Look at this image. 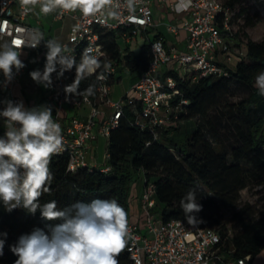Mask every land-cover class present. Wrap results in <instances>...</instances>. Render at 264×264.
Returning <instances> with one entry per match:
<instances>
[{"label": "trees", "instance_id": "trees-1", "mask_svg": "<svg viewBox=\"0 0 264 264\" xmlns=\"http://www.w3.org/2000/svg\"><path fill=\"white\" fill-rule=\"evenodd\" d=\"M242 0H227L223 4L235 13L230 20L232 26L241 19V27L254 25L258 13L249 15L248 9L238 7ZM264 4V0H258ZM238 24V23H237ZM222 27V26H220ZM237 33L232 35L235 38ZM104 47L103 61L121 66L123 71L139 76L152 60L149 43L143 44L138 54L123 50L113 34L101 36ZM39 47L36 51L40 52ZM82 55L81 48L76 50V62ZM102 71V69H101ZM264 71V39L247 40L245 54L239 58L227 76L200 78L190 83L186 78L178 81L179 96L173 101L186 100L176 112L177 121L196 118L199 124L181 130L171 122L159 130V137L153 139L151 131L134 124L135 113L130 106L123 108V115L118 125L109 131L107 137L108 173L98 169L79 170L74 173L67 170L68 158L65 155H53L50 171L53 180L50 192L40 197V203L57 201L63 208L76 201L90 203L95 199L114 198L125 209L129 217L131 182L137 174L142 181H151L155 187V198L162 222L181 220L191 222L180 206L181 199L190 190H194L197 202L202 210L192 215L204 219L209 227L214 228L220 237L219 252L223 260L242 259L249 256L251 262L264 250V209L258 215L253 207L243 204L232 214V233L224 223L218 220L217 204L232 206L240 200V192L250 185L264 186V96L255 86V78ZM75 67L70 78L75 79ZM107 75L112 86L120 78ZM232 84L247 88L245 98L231 102L227 95ZM89 85H95V94L84 95L91 103L98 106L96 89L98 80L93 75L83 80L79 91ZM218 107V109L216 108ZM216 109L217 118L223 119L231 128L235 144L229 150L219 141L217 129L210 119L209 112ZM139 111V107L137 108ZM59 221H46L41 218L40 210L29 213L23 207L8 212L0 201V233H7L6 250L3 260L14 264L18 258L10 246L23 234H30L34 228H41L46 233V225ZM216 223L217 226L210 224ZM0 239H4L0 236ZM119 264H129L124 250L117 257ZM215 264H222L216 261Z\"/></svg>", "mask_w": 264, "mask_h": 264}, {"label": "built area", "instance_id": "built-area-1", "mask_svg": "<svg viewBox=\"0 0 264 264\" xmlns=\"http://www.w3.org/2000/svg\"><path fill=\"white\" fill-rule=\"evenodd\" d=\"M164 7L166 13L175 17L188 18L181 21V25H167V32L173 35L168 41L163 36L154 40L146 37L152 55V60L147 69L141 72L132 85L134 96L126 95L119 100L110 98L111 86L108 84V76L115 78L117 68L113 63L105 74V80H98L96 89L97 101L109 109V114L101 122L100 134L107 138L109 131L118 125L123 115L124 106L128 105L134 111L136 117L134 124L142 129L151 131L153 139L159 137V130L177 120L176 112L187 101L180 99L177 78L188 79L190 83L200 78H214L227 76L228 70L233 69L218 61V54L225 50L232 38L231 18L233 10L225 6L219 0H113V7L107 9L104 14L95 17H84L78 10L75 12H62L57 10L55 18L61 20L71 17L74 20L65 42L69 54L76 58V50L82 52L87 46L98 47L101 59L104 58V47L101 36L113 34L118 41L130 45L135 38L146 34L155 25L153 8ZM108 11H114L115 16L107 15ZM31 12L25 14L22 11L20 0H0V45L4 42L12 44L17 51H36L37 48L27 45L37 32L27 25ZM241 23V19H237ZM222 26V27H220ZM180 30L185 33L182 41L178 40ZM183 44V49L179 47ZM230 59H228L229 61ZM164 69H167L165 72ZM185 70L184 75H179L176 70ZM59 70V69H58ZM13 79L8 82L0 72V91L6 87L10 92L14 85L24 75L23 68L17 73L13 69ZM71 70L66 71L63 77L57 78V73L52 74L50 90V103L53 110V120L58 122L62 129L63 148L55 156L65 155L68 158L67 170L76 172L87 169H98L102 173H108L110 167L91 166L88 162L89 143L94 138L92 129L95 118L101 114L97 106L91 103L85 96H69L65 94L64 82L66 76H70ZM186 77V78H185ZM111 99V100H110ZM13 102H19L14 96L8 98ZM0 101L1 100L0 98ZM84 104L92 105L89 119L73 117L65 123L60 119L63 105L79 109ZM98 104V105H99ZM6 107L0 103V110ZM139 107V111L137 108ZM3 118V117H2ZM4 119V118H3ZM6 132L5 124L0 128V137ZM106 162L108 155L106 153ZM142 207L143 221L141 225L128 219L131 237L127 241L125 251L129 264H246L249 256L242 259L223 260L219 252L220 237L218 232L209 227L202 218L195 222L171 220L162 222L155 214L157 207L155 187L151 181L143 180V190L139 197ZM6 243L4 250H6ZM0 264H9L0 260Z\"/></svg>", "mask_w": 264, "mask_h": 264}, {"label": "clouds", "instance_id": "clouds-1", "mask_svg": "<svg viewBox=\"0 0 264 264\" xmlns=\"http://www.w3.org/2000/svg\"><path fill=\"white\" fill-rule=\"evenodd\" d=\"M20 4L25 14L39 5L44 15L56 10H78L84 17H95L111 9L113 0H20ZM107 15L115 16L116 13L108 11ZM42 40H45L43 34L37 31L27 46L37 48ZM44 46L47 52L43 71L37 69L29 74L37 84L48 88L53 83V73L60 78L75 67V79L64 91L92 96L95 85L79 91L80 83L93 75L99 81L107 78L105 74L111 65L102 62L98 47L87 46L77 63L67 46L57 40L46 39ZM19 57L20 51L14 45H0V72L8 82L13 79V69L18 73L25 67ZM255 86L264 96V71L256 76ZM0 103L6 105L0 110L6 127L4 137H0V201L8 212L23 207L35 214L39 209L42 219L59 221L46 225L47 233L34 228L30 234L21 235L10 246L11 252L18 257L14 264H119L117 257L131 234L127 213L116 199L76 201L63 208L58 207L55 200L40 203V197L51 190V159L63 148L62 129L53 120L51 108H26L22 101L3 100ZM180 206L192 222H195L192 214L202 210L194 190L186 193ZM0 236L4 237L0 239V256H3L7 233H0Z\"/></svg>", "mask_w": 264, "mask_h": 264}, {"label": "rangeland", "instance_id": "rangeland-1", "mask_svg": "<svg viewBox=\"0 0 264 264\" xmlns=\"http://www.w3.org/2000/svg\"><path fill=\"white\" fill-rule=\"evenodd\" d=\"M220 2L224 3L227 0H219ZM238 7H245L248 9L249 15H253L255 13H258V17L254 19V25L252 27L242 28L240 23H234L232 26V33H237V36L235 38L229 39V44L225 50H221L218 54V61L224 65H227L229 67H233L234 63L242 57L245 54V43L247 40L252 41H261L264 39V4H260L258 0H242ZM155 11V10H154ZM155 16L158 18L157 20L161 24V30L163 33V37L166 40H172L173 35L166 31L167 25H181L180 17H178L176 20H173L172 17L164 14L159 13L157 11L154 12ZM48 35H45V40L48 38ZM150 40H153V33H149L148 35ZM148 43L146 37L144 35L138 34V36L135 38V40L130 44L129 51L133 52L134 54H138L141 50V47L143 44ZM45 44V43H44ZM119 45L121 49L123 50L125 48L124 43L120 40ZM228 59H230L228 61ZM167 69H165V72ZM176 72L179 75H184L185 70L183 69H177ZM120 78L117 82H115L111 87V93H112V100H119L123 96H126L128 98H131L134 96L133 91L131 90L130 83L132 80L136 79L135 76L129 74L126 71H123L120 73ZM67 83L71 84L72 79L70 76H66ZM42 91H46L44 86H41ZM25 94V93H24ZM248 94L247 88L240 86L238 84H232L230 87V90L227 95V100L231 102L239 101L243 98H245ZM111 100V99H110ZM42 106H45V101H40ZM218 109V107H216ZM108 116V114H107ZM209 116L211 121L213 122L215 128L217 129V134L219 141L223 145L224 148L229 150L231 146L235 144L234 136L232 134L231 128L226 124L223 119L217 118V112L216 109H212L209 112ZM172 119L171 122L173 123V126L180 127L181 130L185 128H191L193 123L199 124V120L196 118H193L192 120L187 121H179ZM106 144H107V138H101L99 141V147L97 149L96 154V164L99 167H104L107 165L106 162ZM141 176L140 174H137L135 178L131 182V188H130V196L134 194V187L135 185H139L141 182ZM243 204H248L253 207V210L256 212L255 215H258L262 209H264V186L261 185H250L247 189H244L240 192V200L237 202V204L232 206H223L221 204H217V216L218 220L221 223H224L226 225V228L229 229V233L231 234V228H232V214L236 212L240 206ZM155 214H158V211L155 212ZM212 226H217L216 223L210 224Z\"/></svg>", "mask_w": 264, "mask_h": 264}, {"label": "crops", "instance_id": "crops-1", "mask_svg": "<svg viewBox=\"0 0 264 264\" xmlns=\"http://www.w3.org/2000/svg\"><path fill=\"white\" fill-rule=\"evenodd\" d=\"M154 10L159 12L160 14L164 13L172 17L173 20H176L178 18V17H175L171 13H166L164 10V7L162 6L154 7L153 17H154V23L156 26H154L153 28H150L149 31L146 34H144V37H147L149 39L148 37L149 33H153V40L156 37L163 35L162 30H161V24L157 20L158 18L155 16ZM56 13H57V10L50 14L44 15L39 11V5H37L34 8V10L31 11V14L27 20V25L36 29L38 32L42 33L44 39H45V35H48L47 39H55L59 43L62 44L63 42H65L69 30L74 24V20L71 17H65L61 20H57L55 18ZM179 17L181 21H184L188 18L187 16H184V17L179 16ZM184 37H185V33L182 30H180L178 40L182 41ZM168 41H171V40H168ZM44 43H45V40L43 41L41 45L42 50L40 52L38 51L31 52L28 50L20 51L19 58L22 60V62L25 65V67L23 68L24 75L14 85L11 92L6 87L4 86L2 87V90L0 91L1 100H8L9 97L14 96L19 102L22 101L26 108L42 106L40 101L44 100L45 106L50 107L52 110V106L50 103L49 87L48 88L44 87L46 91H42L41 86L43 85L37 84L35 81L32 80V78L29 75L30 72L34 70L38 69L42 72L44 69V65L46 62V52H47V49L45 48ZM179 47L183 49V44L180 43ZM117 71H118V75H120V73L123 72L121 66L117 68ZM133 76H135L136 79L131 81L129 87H132V85L136 82L138 78V76L136 75H133ZM67 85H70V84L67 83L65 79L64 89ZM65 94L69 96H74V97L78 96L76 94H68L66 92ZM111 96H112V93L110 91V98ZM97 108L99 109V111H101L102 115H99L97 118H95L94 120L95 124L92 129L94 138L89 143V152H88V162L90 163L91 166H98L95 162L97 160L96 154H97V149L99 147V141L103 137L100 134L101 122L103 121V119H105V117H107V114H109V109L106 106L99 104ZM91 110H92V105L90 104H84L79 109H75L67 105H63L61 113H60V119L64 123L73 117H79L81 119L86 120L90 118ZM52 115H53V110H52ZM4 124H5L4 119L0 117V128L3 127ZM106 153H107V144H106ZM142 190H143V181H141L139 185H135L134 194H132L129 200V205H130L129 217L131 221L137 223L138 225H141L143 221L142 207L139 201V197L142 193ZM157 216L160 218L159 214ZM246 264H264V250H262L251 262H246Z\"/></svg>", "mask_w": 264, "mask_h": 264}]
</instances>
